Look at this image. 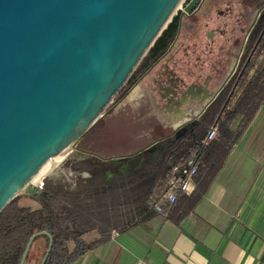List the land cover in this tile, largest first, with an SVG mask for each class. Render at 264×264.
<instances>
[{
  "label": "water",
  "instance_id": "95a60500",
  "mask_svg": "<svg viewBox=\"0 0 264 264\" xmlns=\"http://www.w3.org/2000/svg\"><path fill=\"white\" fill-rule=\"evenodd\" d=\"M181 2L0 0V211L100 118Z\"/></svg>",
  "mask_w": 264,
  "mask_h": 264
},
{
  "label": "trees",
  "instance_id": "16d2710c",
  "mask_svg": "<svg viewBox=\"0 0 264 264\" xmlns=\"http://www.w3.org/2000/svg\"><path fill=\"white\" fill-rule=\"evenodd\" d=\"M179 14L180 10L172 16L143 60L155 57L168 45L177 32ZM263 45L264 14L250 34L248 48L237 71L197 122L188 124L179 136L167 135L154 150L140 151L142 157L137 163H127L109 173L102 160H79L75 165L91 175L79 179L74 187L44 182L34 193L37 207L20 204L16 195L0 211V264H20L29 238L36 232L40 233L33 236L23 264L33 261L40 264L49 244L48 234L51 245L43 264H73L88 250L108 241L112 230L122 231L133 221L150 216L154 212L150 207L151 197L163 190L170 167L191 157L197 164L194 174L197 183L191 195L197 198L201 193L197 192V187L202 184L198 180L201 178L208 185L264 99V72L254 64ZM252 69L254 74L249 78ZM236 83L245 86L229 107ZM237 114L241 119L238 129L233 130L230 125ZM215 123L218 125L217 138L204 144L207 129ZM124 158V161L129 160ZM182 193L178 192L176 200L166 204L163 212L174 209ZM93 231L98 236L86 241L83 236ZM39 239L44 241L42 251L36 245Z\"/></svg>",
  "mask_w": 264,
  "mask_h": 264
},
{
  "label": "crops",
  "instance_id": "0c3cea01",
  "mask_svg": "<svg viewBox=\"0 0 264 264\" xmlns=\"http://www.w3.org/2000/svg\"><path fill=\"white\" fill-rule=\"evenodd\" d=\"M179 39L171 41L172 49ZM161 53L163 49L146 62L153 63ZM259 54L255 68L264 72L256 64ZM233 97L234 92L229 107L239 98ZM240 119L237 114L230 125L233 130ZM202 180L197 198L191 195L194 178V188L179 195L174 209H153L122 231L112 230L108 241L73 264H264V99L219 171L208 185ZM97 236L93 231L83 238Z\"/></svg>",
  "mask_w": 264,
  "mask_h": 264
},
{
  "label": "rangeland",
  "instance_id": "374dc122",
  "mask_svg": "<svg viewBox=\"0 0 264 264\" xmlns=\"http://www.w3.org/2000/svg\"><path fill=\"white\" fill-rule=\"evenodd\" d=\"M187 2L188 0H182L176 12L183 10ZM245 4L247 5V25L244 29L246 31L251 22V14L254 12H258V15L262 14L264 0H245ZM203 8L198 15L184 18L181 30L176 36V38L180 36L177 46L161 53L151 64L141 60L132 76L90 129L61 158L50 159L39 174L17 194L20 204L37 207L38 202L34 198V193L44 182L74 187L79 179L89 178L91 174L88 170L80 169L75 165L79 160H102L103 166L109 173L116 172L127 163H137L142 157L139 155L140 151L154 150L152 143L156 146L169 133L176 135L186 122L196 117L204 104L196 105L193 100L197 95L192 87L195 85L193 82L202 83L207 75L212 74L211 63L223 54L222 50L229 43L232 45V54L225 68L228 69V73L232 72L234 59L238 53L237 47L245 33L243 30L241 37L236 38L235 32H232L230 39L227 37L229 41L225 42L217 35L219 32L216 30L215 43H213L208 34L213 33L215 24L207 23L209 15L205 12L206 7ZM230 27L227 26L229 31ZM234 44H237L236 47L233 46ZM184 46H187V50H184ZM256 64L264 68V47ZM178 77H182L185 83H182ZM158 80L166 88H174L173 84H178L175 86L177 96L172 90L166 91L165 96H161ZM223 81L213 85L211 91L218 90ZM190 87L192 92L187 93ZM243 88L244 85L235 86L234 99L240 96ZM162 90L164 92V89ZM184 94L186 97H183ZM170 96L173 99L168 98ZM130 156L134 157L130 159ZM124 157L129 158L128 162L124 161ZM43 244V239L36 242L41 251L44 248ZM32 264L36 262L33 261Z\"/></svg>",
  "mask_w": 264,
  "mask_h": 264
},
{
  "label": "flooded vegetation",
  "instance_id": "af4514ba",
  "mask_svg": "<svg viewBox=\"0 0 264 264\" xmlns=\"http://www.w3.org/2000/svg\"><path fill=\"white\" fill-rule=\"evenodd\" d=\"M188 2H190V0H188ZM186 4H185V6H186ZM203 7H206L205 12L209 15V21L207 23L210 22V23L215 24L213 27V29H214L213 33L208 34V35H210V41L215 43L214 36L216 34L214 35V33L216 32V30L219 32V34H217V35L219 37H222L225 42L229 41L228 38L230 39V37L232 36V32H235L234 36L236 38L241 37L240 35H241L242 31L245 29V26L247 25L246 24L247 23V8H246L247 5L245 4V0H196L194 2V4L192 5V7L190 8V10H188V11H185L184 9L180 10L179 26H178L177 32L175 33L174 37L170 40L167 47L163 49V53L165 51H167L169 48H171L170 46H171L173 40L178 35V32H180V30H181L182 21L184 20V18L187 16L191 17L192 15H198V13L204 9ZM261 11H262V14H260V15H258L259 14L258 12L257 13L254 12L251 14L252 18H251L250 25H249L248 29H246V31L244 30L245 31L244 38H240L242 40H241L240 45L237 47L238 53L236 54L235 59H234V67H233L232 72L228 73L227 72L228 69L225 68L227 62L230 59L229 56L232 54V49H231L232 45H231V43H229V44H227L228 46L222 50L223 54L220 53L222 55L217 57L211 63V66L213 69V71H212L213 75L212 74L207 75V77L205 78V80L202 83H200L199 81L193 82V85L194 84L195 85L192 87H194V89L197 92L195 99H193V100H195L196 105L201 106L212 97L214 92L211 91V87L213 85H216L218 82L223 81L222 79L225 77V75L227 73L228 74H227L225 80L223 81L224 86L228 83L230 78L235 74V72L237 71V69L239 67L241 58L245 54V52L248 48L250 34L253 31L256 24L258 23V21L261 19V17L264 14V6L262 7ZM231 22H232V25H231ZM227 26H231L230 31H229V29H227ZM227 30H228V36H226ZM243 42H244V45H243ZM236 45L237 44H234L233 46L236 47ZM263 46L261 47L260 51L262 50ZM184 50H187V46H184ZM198 74L199 73H197V75ZM178 79L181 80L182 83L184 82L182 77H178ZM161 85H162V82L161 81L159 82V80H158V88H159L158 90H159V93L161 96H165V92L169 91V90H172L175 93V95L177 96L175 86L178 84L174 83L173 84L174 88H169V87L164 88V92L162 90L163 89L162 87L164 85H162V86ZM236 85H240V84H237V83L234 84L233 89L235 88ZM192 87L189 88V90H188L189 92L187 91V93L192 92ZM233 89H232V91H233ZM184 96H185V94L183 95V97ZM168 98L173 99V97H171V96ZM199 116H198V119H199ZM194 120H196L195 117H194V119L186 122L184 124V127L181 130H179V132L175 136H179V135L183 134L185 132L188 124H193V123L197 122ZM169 135H173V134L169 133ZM158 144H159V142L157 143V145ZM156 146H155V148H156Z\"/></svg>",
  "mask_w": 264,
  "mask_h": 264
},
{
  "label": "built area",
  "instance_id": "2783aa9c",
  "mask_svg": "<svg viewBox=\"0 0 264 264\" xmlns=\"http://www.w3.org/2000/svg\"><path fill=\"white\" fill-rule=\"evenodd\" d=\"M218 136V125L211 124L204 136L203 143L207 144ZM197 164L194 157L185 162L172 165L167 174V182L159 195L151 197L150 207L156 211L163 212L165 205L176 200L178 192L189 193L195 185L194 174Z\"/></svg>",
  "mask_w": 264,
  "mask_h": 264
},
{
  "label": "bare ground",
  "instance_id": "6f19581e",
  "mask_svg": "<svg viewBox=\"0 0 264 264\" xmlns=\"http://www.w3.org/2000/svg\"><path fill=\"white\" fill-rule=\"evenodd\" d=\"M68 150V149H67ZM67 150H65V151H63L61 154H59L57 157H54V159H59V158H61L66 152H67ZM52 159V158H51ZM50 159H48L47 160V162L49 161ZM47 162L39 169V171L33 176V178L37 175V174H39V172L45 167V165L47 164ZM32 178V179H33ZM31 179V180H32Z\"/></svg>",
  "mask_w": 264,
  "mask_h": 264
}]
</instances>
